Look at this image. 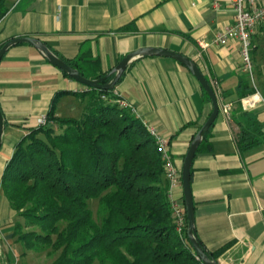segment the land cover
<instances>
[{
	"label": "crops",
	"instance_id": "0c3cea01",
	"mask_svg": "<svg viewBox=\"0 0 264 264\" xmlns=\"http://www.w3.org/2000/svg\"><path fill=\"white\" fill-rule=\"evenodd\" d=\"M0 47L20 37L44 42L86 78L108 75L129 53L163 49L192 60L212 87L219 112L190 168L195 234L219 264H264V22L251 36L253 81L242 69L238 43L216 38L234 24L226 0H4ZM112 78V76H110ZM108 77V78H110ZM107 78V79H108ZM114 92L142 124L168 140L181 168L193 137L211 113L202 87L180 63L144 56L129 62ZM85 87L27 44L10 47L0 60V262L13 264L18 218L1 188L17 143L47 115L78 118ZM229 105V114L223 106ZM258 140L242 149L240 130ZM260 138V139H259ZM177 196L182 197L181 191Z\"/></svg>",
	"mask_w": 264,
	"mask_h": 264
},
{
	"label": "trees",
	"instance_id": "16d2710c",
	"mask_svg": "<svg viewBox=\"0 0 264 264\" xmlns=\"http://www.w3.org/2000/svg\"><path fill=\"white\" fill-rule=\"evenodd\" d=\"M6 13L0 0V20ZM113 92L60 93L86 99L82 114L57 117L53 102L47 123L15 146L1 179L11 210L24 221L15 223L14 241L26 251L49 248L50 264H203L186 237V218L183 231H176L154 139L112 102ZM248 134L240 130L239 148L258 142ZM207 253L216 260L217 252Z\"/></svg>",
	"mask_w": 264,
	"mask_h": 264
},
{
	"label": "water",
	"instance_id": "95a60500",
	"mask_svg": "<svg viewBox=\"0 0 264 264\" xmlns=\"http://www.w3.org/2000/svg\"><path fill=\"white\" fill-rule=\"evenodd\" d=\"M17 44H27L35 48L50 64L59 69L61 72L67 74L73 81L87 87L89 89H95L100 91H111L114 89L115 85L121 78L123 72L125 71L129 62L138 57L144 56H157V57H167L183 65L190 74L197 80L202 89L206 92L210 102H211V113L201 125L192 141L190 142L188 149L183 157L181 168H180V177H181V188H182V197H183V207L185 211L186 218V237L196 254V256L201 260L203 264H219L216 260H213L209 257V254L203 250L199 240L195 234L194 227V207L193 200L191 195L190 188V168L193 161V158L197 152L198 146L200 145L205 133L214 123L218 112L219 104L217 102L216 95L209 85V83L204 78L203 74L197 67V65L187 57L183 56L180 53L171 52L163 49H140L134 52L127 54L112 70L111 72L99 79H88L83 77L79 71L75 68L69 66L65 61L55 55L47 45L41 40L33 37H20L7 41L0 47V60L6 51ZM112 76V78L107 82L104 81ZM4 119L0 110V147L2 144V138L4 134Z\"/></svg>",
	"mask_w": 264,
	"mask_h": 264
},
{
	"label": "built area",
	"instance_id": "2783aa9c",
	"mask_svg": "<svg viewBox=\"0 0 264 264\" xmlns=\"http://www.w3.org/2000/svg\"><path fill=\"white\" fill-rule=\"evenodd\" d=\"M234 13V24L217 35L216 41L220 45H225L229 39L238 43L242 69L250 77L251 83L256 91L253 81V62L251 59V36L256 27L264 22V0H226ZM212 4L217 7L218 0H212ZM89 88L85 87V91ZM114 101L120 108H132L125 101L121 100L116 92ZM102 100L109 101L108 96H101ZM229 105L223 106L226 114H229ZM47 123L46 117L42 116L36 120V126L41 127ZM144 125V124H143ZM155 141L156 149L163 159L164 175L168 183L167 197L174 217L176 231L181 233L185 228V211L181 198L177 196V191H181L180 168L176 166L169 154L168 140L160 135L153 127L144 125Z\"/></svg>",
	"mask_w": 264,
	"mask_h": 264
},
{
	"label": "rangeland",
	"instance_id": "374dc122",
	"mask_svg": "<svg viewBox=\"0 0 264 264\" xmlns=\"http://www.w3.org/2000/svg\"><path fill=\"white\" fill-rule=\"evenodd\" d=\"M89 207L93 211L94 216L97 208V200H93L89 202ZM18 218V217H17ZM18 222L21 224H24V221L21 218H18ZM29 228H24V232L29 231ZM49 248L44 249L40 252L35 251H26L21 245H18V249H15L16 256L15 261L13 264H50L55 256H48L47 251H49ZM0 264H9L5 261L0 262ZM93 264H99L97 261H95Z\"/></svg>",
	"mask_w": 264,
	"mask_h": 264
}]
</instances>
